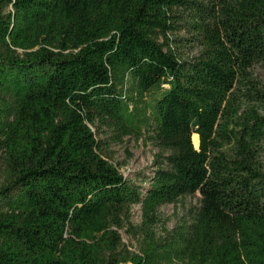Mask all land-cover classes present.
<instances>
[{
  "label": "trees",
  "instance_id": "1",
  "mask_svg": "<svg viewBox=\"0 0 264 264\" xmlns=\"http://www.w3.org/2000/svg\"><path fill=\"white\" fill-rule=\"evenodd\" d=\"M256 64L264 0H0V264H264ZM125 136L158 150L146 189Z\"/></svg>",
  "mask_w": 264,
  "mask_h": 264
},
{
  "label": "rangeland",
  "instance_id": "2",
  "mask_svg": "<svg viewBox=\"0 0 264 264\" xmlns=\"http://www.w3.org/2000/svg\"><path fill=\"white\" fill-rule=\"evenodd\" d=\"M182 34V33H180ZM185 55H192L196 50L189 51L187 47H182ZM252 73L264 83V67L256 64L252 68ZM105 135H98V138H104ZM107 152L112 156V161L119 167L123 176L142 186L148 187L147 178L153 174L152 165L154 154L158 151L150 142H144L143 139L136 140L131 136H125L121 142H114L107 139L105 144ZM199 193L185 195L179 198L176 203L161 205L158 210L163 219L165 227L172 228L183 219L188 218V212L199 205ZM141 210L140 205L132 206V221L135 224L140 223ZM157 231L161 228L156 227ZM122 240L129 248L137 250L138 240L124 230H121Z\"/></svg>",
  "mask_w": 264,
  "mask_h": 264
},
{
  "label": "water",
  "instance_id": "3",
  "mask_svg": "<svg viewBox=\"0 0 264 264\" xmlns=\"http://www.w3.org/2000/svg\"><path fill=\"white\" fill-rule=\"evenodd\" d=\"M195 148L197 149V148H198V146H195Z\"/></svg>",
  "mask_w": 264,
  "mask_h": 264
}]
</instances>
